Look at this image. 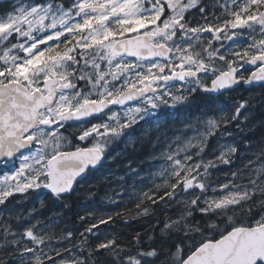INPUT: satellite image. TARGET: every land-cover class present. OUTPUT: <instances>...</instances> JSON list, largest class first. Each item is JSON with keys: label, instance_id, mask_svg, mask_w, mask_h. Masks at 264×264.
Returning a JSON list of instances; mask_svg holds the SVG:
<instances>
[{"label": "snow or ice", "instance_id": "snow-or-ice-1", "mask_svg": "<svg viewBox=\"0 0 264 264\" xmlns=\"http://www.w3.org/2000/svg\"><path fill=\"white\" fill-rule=\"evenodd\" d=\"M241 83L264 87V0H30L5 8L0 164L20 162L0 175V264H264V163L255 175L238 176L237 170L225 183L212 181L213 170L233 163L237 147L221 146L217 155L209 140L231 135L228 125L248 101L230 115L213 104ZM197 94L206 98L204 108L182 120L179 130L193 135L171 138L169 151L160 154L167 166L156 173L162 183L135 198L137 216L154 214L161 202L183 206L160 226L162 236H182L167 252L153 246L151 236L145 249L139 233L131 246L115 234L101 239L99 225L122 212L94 218L79 233L80 244L68 247L72 231L54 241L50 227L32 219L35 209L24 216L8 208L15 194L43 190L50 200L66 201L78 178L102 166L110 144L141 121H154L157 141H168L160 109L190 107ZM130 101L136 106L113 110ZM209 154L213 158L206 159ZM258 161H264V150ZM88 235L98 242L85 248Z\"/></svg>", "mask_w": 264, "mask_h": 264}, {"label": "rangeland", "instance_id": "rangeland-1", "mask_svg": "<svg viewBox=\"0 0 264 264\" xmlns=\"http://www.w3.org/2000/svg\"><path fill=\"white\" fill-rule=\"evenodd\" d=\"M29 2L30 1L21 0L16 3L26 4ZM9 11H11V6L9 8ZM216 66L218 68H222L223 70H227L226 68H224L223 64L219 61L216 62ZM246 67L248 68V65H246ZM180 83L181 82H176L175 87L178 88ZM240 92L241 93L237 92V90L235 89L234 91H228L225 94L226 95L225 100L232 99L236 103L230 104V102H226L227 105H225L224 104L225 100H223V102L222 101L219 102L221 105L217 104V102L216 104L213 105L214 108H216L217 105H219L220 107H222L224 114L230 115L235 110V107L238 103L245 101V100L248 101L246 107L244 109H241V113L238 118V121L231 123L233 124L232 126L234 128L228 125V131L231 133V135H225L223 137H220L219 134H217L215 138H210L209 140L210 148L215 149L217 155L219 154V149L221 146L235 145L237 147V152L232 157L233 163L230 166L219 165L217 170L212 171L213 186H215L218 183L227 182V179L230 176V174L232 172H237V170H242L241 172H238V176L246 177L249 174L255 175V172L253 170L256 168H259L261 163H264V161H258V157L261 151L264 149L254 147V144L253 145L248 144V143L238 144L237 140L234 138L235 135L232 131L239 132L241 131V128H244V126H247V127L255 126L256 121H257V119H255L256 112H255V106H254V101H257L256 99L257 95L255 94L256 90L253 89V91H251V95H252L251 97H248L246 93H242V91ZM124 110H117V111L123 112ZM246 120H249L247 125L244 124V121ZM237 124H238V127H237ZM146 129H151V131L149 132V138H151V134L154 133L153 142H154L155 148L153 149L152 153L149 155L148 157L149 159H147V161L139 160V164L142 166L135 167L134 160H133L130 164L131 165L130 169H128V171L124 174L117 175L115 171L112 169L113 174H112V178H111V182L109 186L110 200L109 202L107 201V204L109 205L108 212L103 213L93 208L87 209L85 208V205H82L81 203L78 205L74 204L77 207L75 208L74 206L70 205V202L72 201L70 200V198L67 199L66 201L56 200L57 202H59V204H62V207L48 209L46 208L48 204H44L43 206L39 207L35 202H29V200L32 199V196L35 193L22 194L23 195L22 197L20 194H15L14 198H9L8 208L11 209L13 212L21 213L24 216H27L29 212H32L33 209H35V213L32 219H39L45 225H48L51 229L50 234L53 236L54 241H61V238L66 233V231H72L73 238H72L71 244H68V247H72L73 245H79L81 242V237L79 236V233L83 232L85 227L90 226V224L94 222V218L103 216L105 214L113 213L111 210V202L127 203L126 201L127 199H130L133 197L135 199L136 196H138L142 191L146 192L149 189H151L154 183L155 184L162 183V179L159 176H157L156 173H158L162 167L167 166L164 161V158L160 154L162 152L169 151L167 144L172 143L171 138H174L175 136H178V135L187 138L188 136L193 135V133L190 131H186V132L179 131L180 129H182V124L180 123V125L177 128H175L176 131H171L167 133L168 137L170 138L168 141H165V140L157 141L156 137L159 135V133L155 131V122L149 120L147 123H145L144 121H141L138 126H134V128L131 130L132 131L136 130V135L127 134V136L125 135L126 136L125 138L126 139L130 138V140H138V138L143 134V132ZM69 130H75V127L69 128ZM124 145L125 147L127 146L126 140L124 142ZM173 147H175V144H173ZM124 148L117 153V156H120L123 154ZM237 153L238 155L236 156ZM153 156L157 157V159H153ZM211 158H213L211 154H209L206 157V159H211ZM113 159H112V162H115L116 158L115 160ZM234 161L236 162L234 163ZM250 161L251 163H249ZM18 165L19 163H16L14 165L11 164L10 167H7L1 170L0 175H2L3 173L7 172L8 170L14 167H17ZM246 165L248 167H245ZM236 183L246 184L247 179H237ZM209 195L211 196L212 193L209 192ZM19 197H21L20 198L21 200L19 201L16 200ZM180 199L181 200L187 199V197L181 196ZM65 204H67V206H65ZM3 207L4 206H0V208H3ZM44 209L49 210L48 213H46V215L45 213L42 212ZM183 210L184 209L182 205L168 204L167 207H165L164 203L161 202L160 207H159V212L162 213V215L161 217H159L160 219H157L155 221V223L157 224V226H161L162 223L167 220V218L171 217L175 219L178 216V214L182 212ZM51 211H53V213ZM90 214L93 217V220H88L87 223L84 221H81L80 219L81 216L88 217ZM73 215H76L78 217L76 220V225L74 226L71 225V223L73 224L74 222H72L73 220L70 219V216H73ZM123 218L126 219V221L131 218L133 219V217L129 215H125ZM155 218L156 217H154V219ZM126 221L123 220L124 223H126ZM117 223L118 221L115 222V225H111V223H109L108 225H104V226L99 225L98 231L97 230H94V231H97V235L101 239H103L106 236H111L114 233L119 232V230L116 228L118 227ZM166 237L168 238V236ZM152 238L154 239L155 236L153 235ZM179 239H182V237L178 238L177 240ZM87 240H88V244L84 245L85 248L93 247L98 242L96 236H93V235H88ZM144 240L145 239H143V241ZM197 240H199V237H197ZM143 241L141 240V244L143 243ZM185 243L191 244L192 241H185ZM146 245H148V243H146ZM51 246L52 247H62L63 244L53 243ZM104 259L107 260L108 258L105 257Z\"/></svg>", "mask_w": 264, "mask_h": 264}, {"label": "trees", "instance_id": "trees-1", "mask_svg": "<svg viewBox=\"0 0 264 264\" xmlns=\"http://www.w3.org/2000/svg\"><path fill=\"white\" fill-rule=\"evenodd\" d=\"M2 7H0V12H2ZM243 88V89H241ZM253 89L256 90L255 94L257 101H254V106H255V119H257L255 126L247 127L244 126V128H241V131L239 132H234V138L237 140L238 144H243V143H248L253 145L254 147L264 149V87L259 86V87H252V88H245L244 86H241L240 88H236L237 92L241 93H246L248 97H251V91ZM234 91V90H232ZM226 94V93H225ZM225 94L219 97V100L217 101V104H220L219 102H223L225 100ZM206 99L205 97H201L200 95H195L192 100H191V106L190 107H179L178 109H170L167 107H162L159 114H158V120L161 121L162 123H165L168 125L167 133L171 131H176L175 128H177L181 121L184 120L189 114H198V111L202 108H204V103L203 100ZM248 100V98H247ZM226 102L236 103L234 100H225V105ZM216 104V103H215ZM214 105V104H213ZM221 105V104H220ZM255 121V120H254ZM249 120L244 121V124L247 125ZM233 124H229L230 127L234 128L232 126ZM128 134L136 135V130L132 131L131 129L128 130ZM154 133L151 134V138L144 139L143 141L137 142L138 140H130V138H120L119 140L115 141L114 143H118L121 145V141L123 139L126 140L127 146L124 148V152L122 155L117 156L115 162H112V169L116 171L115 173L118 174H124L130 169V164L134 160V166H142L139 164V160H145L149 159V155L152 153L153 149L155 148L154 145ZM213 144V142H212ZM240 146V145H239ZM238 153L236 154V156ZM235 156V157H236ZM255 156V155H254ZM236 161H234L235 163ZM114 192V191H113ZM115 195V194H114ZM48 200V209H54L57 207H62V204H59L56 200ZM70 202L71 206H74L77 208L74 204L78 205L73 197H70ZM127 203L124 202H111V210L112 212H122L123 215L120 218H114V222H110L111 225H115V222L118 221L116 227L119 232L114 233L116 235H119L122 237V242L127 244L128 246H131L130 241L132 240V237H134L137 233L140 234V236L145 239H141L143 241L142 245L147 249L150 241L148 238L149 236H155L153 239L155 241V244L153 246H162L165 251L167 252L168 249L171 248V245L174 241H176L178 238H181L182 236L177 233L174 235H171L170 237L162 236L161 231H160V226H157L155 221L157 219H160L162 213L159 212V206L154 207V214L149 215V216H137L136 215V209H135V202L136 200L133 198L127 199ZM69 208V207H68ZM67 208V209H68ZM258 211V210H257ZM125 215L132 216L133 219H128L130 222L124 223L123 220L126 221L123 217ZM154 217H156L154 219ZM77 216L73 215L70 216V219H72L74 222L71 225H76V220ZM259 218V216H255L254 219ZM194 220L195 221H200L201 224L203 223V219L201 215L198 212H194ZM244 221L245 226L249 224L251 221L245 219ZM214 223H218L216 221H213ZM124 223V224H123ZM191 223V221H189ZM104 226V225H103ZM156 226V227H155ZM114 227V228H115ZM223 225L221 226V230L223 229ZM113 228V229H114ZM159 228V229H157ZM211 235V233H209ZM217 238H219L217 236ZM148 245H146V243ZM147 246V247H146ZM174 251V249H172Z\"/></svg>", "mask_w": 264, "mask_h": 264}, {"label": "flooded vegetation", "instance_id": "flooded-vegetation-1", "mask_svg": "<svg viewBox=\"0 0 264 264\" xmlns=\"http://www.w3.org/2000/svg\"><path fill=\"white\" fill-rule=\"evenodd\" d=\"M19 1L21 0H15L11 2L10 1L2 2L0 3V7H2V10H4L5 8L9 10L10 6H12L14 3L19 2ZM26 1H30V0H26ZM249 72H246L245 75L247 76ZM241 86H243V84H241L238 87H241ZM136 104L137 102L132 103L131 105H128L126 107L135 106ZM126 107H116V108H113V110L115 111L124 110ZM93 122H96V121H93ZM73 127H76V126H73ZM73 132H75V130H69V133H73ZM65 135H68V133H66ZM126 136H124L123 138H125ZM68 139L72 140V142L77 146H84L82 142H79L78 140H73V137L71 135H68ZM124 142H125V139L121 141V145H119L118 143H114V142L110 144V146L108 147L106 151V156H105L103 165L98 166L97 168L90 169L89 172H87L82 179L79 178L78 184L76 185V191L73 192L71 196H69L67 199H69L70 197H73L74 201L77 204L81 203L82 205H85V208L87 209L93 208L103 213L108 212L109 205L107 204V201L109 202L110 200L109 186H110V182H111V178L113 174L112 159L114 158L113 160H115L117 153L125 147ZM68 150H72V149H68ZM19 162H20L19 158H17L15 161V164ZM11 164L12 163H8L7 166H5L4 164H0V171L3 170L4 168L10 167ZM46 192L47 190H43V191H39L35 193L32 196V199L29 200V202H35L39 207L41 206V202H43V205L48 204V200H47L48 197L46 195ZM20 195L21 197L23 196L22 194ZM21 197L17 198L16 200L18 201L21 200L20 199ZM48 211H49L48 209L47 210L44 209L42 212L45 213L46 215ZM51 212L53 213V211ZM258 219L259 218H257L256 220Z\"/></svg>", "mask_w": 264, "mask_h": 264}, {"label": "water", "instance_id": "water-1", "mask_svg": "<svg viewBox=\"0 0 264 264\" xmlns=\"http://www.w3.org/2000/svg\"><path fill=\"white\" fill-rule=\"evenodd\" d=\"M6 1H13V0H0V3H2V2H6ZM248 69L250 70V71H255V66H252V65H248ZM241 84H243V83H241ZM240 84V85H241ZM239 85V86H240ZM246 88H250V87H256V86H260L259 84H256V85H246V84H243ZM237 86H234V88L233 89H235ZM162 90V89H161ZM230 91V90H229ZM225 92H227V91H225ZM224 92V93H225ZM132 103H136V101H130V102H127V105H114V106H112L113 108H116V107H126V106H128V105H131ZM90 119V118H89ZM79 179V178H78ZM130 222V220H127L126 221V223H129Z\"/></svg>", "mask_w": 264, "mask_h": 264}, {"label": "bare ground", "instance_id": "bare-ground-1", "mask_svg": "<svg viewBox=\"0 0 264 264\" xmlns=\"http://www.w3.org/2000/svg\"><path fill=\"white\" fill-rule=\"evenodd\" d=\"M246 221V220H245ZM124 224V223H123ZM128 224V223H127Z\"/></svg>", "mask_w": 264, "mask_h": 264}]
</instances>
